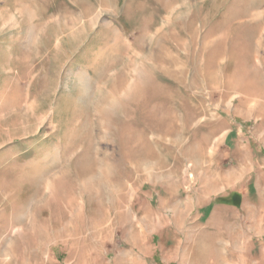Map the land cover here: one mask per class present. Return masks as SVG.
I'll return each mask as SVG.
<instances>
[{
  "label": "rangeland",
  "instance_id": "obj_1",
  "mask_svg": "<svg viewBox=\"0 0 264 264\" xmlns=\"http://www.w3.org/2000/svg\"><path fill=\"white\" fill-rule=\"evenodd\" d=\"M0 264H264V0H0Z\"/></svg>",
  "mask_w": 264,
  "mask_h": 264
},
{
  "label": "bare ground",
  "instance_id": "obj_2",
  "mask_svg": "<svg viewBox=\"0 0 264 264\" xmlns=\"http://www.w3.org/2000/svg\"><path fill=\"white\" fill-rule=\"evenodd\" d=\"M171 9V8H170ZM172 10V9H171ZM170 12V11H169ZM176 13V12H175ZM172 16V15H171ZM73 23V22H72ZM76 23V22H75ZM76 25V24H75ZM152 41V40H151Z\"/></svg>",
  "mask_w": 264,
  "mask_h": 264
}]
</instances>
